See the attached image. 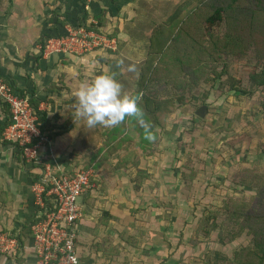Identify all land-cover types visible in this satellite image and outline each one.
Segmentation results:
<instances>
[{
  "label": "rangeland",
  "instance_id": "obj_1",
  "mask_svg": "<svg viewBox=\"0 0 264 264\" xmlns=\"http://www.w3.org/2000/svg\"><path fill=\"white\" fill-rule=\"evenodd\" d=\"M247 3H253V0H243L242 4ZM55 8L52 6L49 12ZM9 9L8 0H5L1 5L3 14L6 15ZM176 10L177 8L174 9ZM59 11L60 14H65L69 10L62 6ZM47 12L42 13L43 18ZM49 12L47 14L50 15ZM72 13H68L69 19H76V14ZM196 19L187 16L184 17V22L192 28ZM90 21L96 24L95 19H87V23ZM160 23L149 27L147 24L136 26L131 22L125 24L122 31L117 26L108 28L106 25L97 30L106 38H114L116 48L101 46L92 51L100 50L106 55L110 52L120 55L123 52L124 72L120 71L119 78L124 81L123 85L129 94L136 90L140 66L148 55L150 36L155 28H162ZM176 24L177 19L173 20L171 30ZM201 30L202 40L206 42L209 40L207 32L221 37L226 31V25L225 22L214 26L203 23ZM121 32L129 38H118V35L124 36ZM146 36L149 38H145ZM178 38L180 45L168 51L169 61L165 65L168 67L171 64L170 68L176 77H180L183 70L179 65L188 66L190 63L200 70L189 72L193 78L190 84L192 88L189 91L186 86V90H183L185 104H177L176 109L163 117V127L155 128V139L151 146L144 149L138 141V131L134 125H139L140 120L134 121V125L130 123L125 135L118 133L119 138L117 133L106 134L105 127L97 126L88 133L67 137L64 139L66 144L63 142L62 153L65 155L66 152L70 157L72 161L69 164H73L74 170L94 169L95 176L91 179V186L99 183L102 178L98 176L97 170L106 162L103 161L107 156L106 145L114 137L122 143V151L118 154H125V161L132 162L135 157L138 160L142 168H136V172L133 170L130 179L134 180L131 186L136 187L133 192L135 197L126 200L131 206V214L138 221L132 223L136 226L134 230L142 227L144 230H141L139 236L147 241L142 248L147 252L141 250L139 264H210L205 258L210 249H218L232 258L234 252L246 244L250 237L243 233L236 239H230L233 224L229 222L227 208L231 201L255 196L258 192L257 185H260V189L264 188V86H257L254 77L256 75L260 79L264 75V44L247 42L248 47L242 51L240 48L239 54H228L219 62L198 64L192 56L188 60L186 42L181 35ZM181 52L184 54H179ZM108 59L110 65L118 60L115 57ZM131 63L137 65V73L127 71V66ZM97 67H93L94 76L107 71L103 67ZM113 67L116 69L117 66L113 64ZM113 73L115 74V70ZM219 73L221 75L218 78ZM232 87H238L241 92ZM204 101L207 102L208 110L205 117L200 118L195 110L205 104ZM125 126L126 123L123 122L121 130ZM121 137L124 139H120ZM131 146H135L131 149H138L137 152L131 150L132 152L126 153L125 150ZM142 153L148 155L141 156ZM249 179H252L255 186L240 183ZM209 210L213 215L217 214V222L225 233L223 244L218 239L219 229L212 231L208 237L198 229L200 217ZM148 229L152 230L151 238L149 234H145ZM127 236V242L133 244L134 238V246H139L138 235L133 236L127 232ZM119 245L122 251L124 245L120 242ZM124 259H128L127 256ZM210 260L219 264L215 259Z\"/></svg>",
  "mask_w": 264,
  "mask_h": 264
},
{
  "label": "crops",
  "instance_id": "obj_2",
  "mask_svg": "<svg viewBox=\"0 0 264 264\" xmlns=\"http://www.w3.org/2000/svg\"><path fill=\"white\" fill-rule=\"evenodd\" d=\"M185 1L87 0L86 9L92 15H96L99 9L106 8L105 25L108 28L117 26V29L122 31L124 25L131 22L136 26L157 25L171 16L175 8L184 6ZM48 3L47 0H8L10 9L4 15L6 17L3 24L0 25V72L13 82L16 90L32 95L34 100L38 101V108L46 112L50 121L46 133L50 139L52 156L45 155L43 161L56 162L64 172H68L75 167L69 164L72 160L67 153L65 152V155L62 153L63 142L67 143L64 139L94 129L86 127L84 121L75 116L78 102L73 92L82 83L96 77L93 68L95 66L105 68L107 71H103L104 73L113 74V70L115 73L120 71L123 73L125 56L122 55L123 52L120 55L112 52L106 55L100 50L77 53L63 50L62 47L50 54L44 51L40 54V45L35 42L44 32L42 13L51 10L52 6L58 8L57 6L62 5L69 9L67 13L73 12L74 15L79 6L78 0H48ZM92 15H89V20H94ZM138 35L140 36V33ZM118 38L125 40L129 37L124 34L122 37L118 35ZM145 38L148 39L149 36ZM134 44L136 46V43ZM138 55L141 53L138 52ZM112 57L118 59L113 63L115 67L117 66L116 69L113 64L110 65L108 58ZM121 60L123 64L119 63ZM100 74L102 73L98 75ZM117 80L123 85L124 81L119 77ZM123 88L126 92L125 85ZM5 108L0 104V123L5 117ZM114 128L105 127V133L114 132ZM120 156L122 154L114 152L104 160L106 162L97 170L98 176H102L100 182L92 184L93 186L79 201L82 212L78 221L79 264H139L142 258L139 254L144 242L147 241L139 236L142 227L134 230L136 226L132 223L138 221L131 214V206L126 200L135 197L133 192L136 187L131 186L134 180H130L133 170L136 172V168L142 167L139 164L136 167L128 161L125 165L117 166ZM36 173V166L25 163L15 148L0 139V229L18 231L23 241L20 260L0 256V264H34V258L25 246H30L32 239L30 224L35 208L30 188L34 176L37 177ZM26 226L29 229L28 233L23 234ZM127 232L139 236L140 242L137 240L139 246H134L136 245L134 238L133 244L127 242ZM119 242L124 245L122 251ZM142 251L147 252L144 249ZM124 256L128 259H124Z\"/></svg>",
  "mask_w": 264,
  "mask_h": 264
},
{
  "label": "trees",
  "instance_id": "obj_3",
  "mask_svg": "<svg viewBox=\"0 0 264 264\" xmlns=\"http://www.w3.org/2000/svg\"><path fill=\"white\" fill-rule=\"evenodd\" d=\"M4 1L5 0H0V25L3 24L6 17L1 10V5ZM86 3L87 0H78V9L74 11L76 12V19L73 20L69 19L67 12L65 14L59 13L62 6L53 9L51 13L49 12L50 10H48L50 15L47 14V12L46 16L43 18L44 32L35 42V44L40 45V54L44 51L49 39L67 35L68 30L66 25L68 23H70L69 26H83L87 29H93L96 31L98 28L105 26V12L107 9L101 8L99 9L100 11L98 14L92 15L89 13V10L86 9ZM242 3L243 0H186L184 6H179L171 16L167 17L162 23H160V27L162 28H155V30H153L150 36L148 55L144 63L140 66L136 90L132 94H139L141 96L139 106L144 114L143 120H140L139 125L136 126L133 122L137 119L126 118L124 121V123H126L125 129L121 130L122 123L114 128L115 131L112 132L113 134L123 133L122 135H125L129 130L130 123H132L138 131L139 143H141L142 147L146 149L147 146L152 145V141L145 139L146 130H151L154 134L157 126L163 127L164 123L162 120L166 114H169L174 108L176 109L177 104H185L183 90H186V86H188L189 91H191L192 88L190 84L193 78L189 72L198 71L200 69L194 68L190 63L188 66L179 65L183 70L181 71L180 77H176L170 68L171 64L168 65L169 68L165 65L166 62L169 61L167 54L168 51L172 49V47H179L178 45H180V42L177 41L179 35H181L182 39L184 38L186 42V54H188V60H190V56H192L196 58L198 64L207 63V61L210 63L219 62L228 54H239L240 48H242V51L248 47L247 42H252L256 45L260 42L264 44V0H253V3H247L249 5H243ZM206 7H210V9ZM89 15H92V18L96 20V24H93L91 21L90 23H87ZM187 16L189 18H197L193 21L194 26L192 28L190 25L185 24L186 21L188 22V19L184 22V17ZM178 18H180V20H178ZM175 19H177L176 27L171 30L173 20ZM220 22H225L226 31L224 34L219 37L207 32L209 40L204 42L202 40L201 25L204 23L205 25L208 24L209 26H214ZM166 54L167 59L164 61L163 58ZM179 54L183 55L184 53L181 52ZM38 57L39 56H37V58ZM177 60L181 63V60ZM119 74L120 72L114 74L116 79L120 77ZM220 75L221 74L219 73L218 78ZM0 76L12 87L16 94L29 97V100L35 108V112L39 118L40 128L46 132L50 121L46 112L38 108V101H35L32 95L29 96L23 91L19 92L16 90L13 82L3 76L1 72ZM254 77H256L255 84L257 86H264V75L260 79H258L256 75H254ZM212 87L214 88V84ZM232 89L238 92L240 91L238 87H232ZM204 103L207 105L206 101H204ZM4 111L5 117L0 123V139L4 143H8L13 147V143L6 142L2 139V132L9 123L8 109L5 108ZM118 135L119 138L120 134ZM118 138L114 137L112 141L107 143V156L103 161L114 154V152H119L122 149L120 147L122 143L120 144V141L118 142ZM120 139H124V137H121ZM131 148H135V146L129 147L125 152H132L133 149ZM137 150H134L133 152H137ZM16 152L18 153V151ZM142 154L143 155L141 156L148 155L147 153ZM124 157L125 154L120 156L119 162L116 164L117 166L125 165L127 160L125 161ZM132 163L134 166H138L139 162L136 157L132 160ZM75 171L77 170L65 172L73 174ZM36 179L37 177L34 176L33 181ZM240 183L242 185L255 186L252 179L251 181L249 179L248 181L245 180ZM258 186L260 185H257L256 187L258 192L255 196L250 199L231 201V204L228 206L229 209L227 208L229 222L233 224L231 234L229 235L230 239H236L245 233L247 237H250L249 241L240 246L234 252L232 258L228 257L218 249H210L205 254V258L210 264H216L210 259L219 261V264H264V188L260 189ZM104 212L105 214H108L107 211ZM199 221L198 229L205 235V237L210 236L212 231L219 229L218 239L219 242L223 244L225 233L222 232V227L217 222L216 213L213 215V212L209 210L205 215L200 217ZM25 228L26 230L23 234L28 233V226ZM148 233L151 238L152 232L146 230L145 234ZM19 239L22 243V239L20 237ZM16 259H19V256H17Z\"/></svg>",
  "mask_w": 264,
  "mask_h": 264
},
{
  "label": "built area",
  "instance_id": "obj_4",
  "mask_svg": "<svg viewBox=\"0 0 264 264\" xmlns=\"http://www.w3.org/2000/svg\"><path fill=\"white\" fill-rule=\"evenodd\" d=\"M67 30V35L49 39L44 53L60 47L77 53L101 46L116 48L114 38H106L93 29L67 26ZM0 104L9 112L2 139L14 144L25 163L36 166L37 179L30 188L35 208L30 224L32 239L30 246L25 247L34 264H79L78 221L82 212L78 199L90 189L95 171L87 168L69 174L56 162L43 161L45 155L52 156L49 136L40 128L29 97L16 94L1 76ZM18 237V231L0 229V256L12 260L19 256L22 246Z\"/></svg>",
  "mask_w": 264,
  "mask_h": 264
},
{
  "label": "clouds",
  "instance_id": "obj_5",
  "mask_svg": "<svg viewBox=\"0 0 264 264\" xmlns=\"http://www.w3.org/2000/svg\"><path fill=\"white\" fill-rule=\"evenodd\" d=\"M119 63L124 62L121 60ZM127 71L137 73V65L129 64ZM73 96L78 102L75 116L82 119L88 128L116 127L126 118L143 120L144 114L139 106L141 96L126 93L114 74L102 73L93 80L82 83L73 92ZM145 139L149 141L155 139L151 130H146Z\"/></svg>",
  "mask_w": 264,
  "mask_h": 264
},
{
  "label": "water",
  "instance_id": "obj_6",
  "mask_svg": "<svg viewBox=\"0 0 264 264\" xmlns=\"http://www.w3.org/2000/svg\"><path fill=\"white\" fill-rule=\"evenodd\" d=\"M208 107L206 104H202L199 107H197V109L195 110V114L200 117L203 118L205 117L206 113H207Z\"/></svg>",
  "mask_w": 264,
  "mask_h": 264
}]
</instances>
